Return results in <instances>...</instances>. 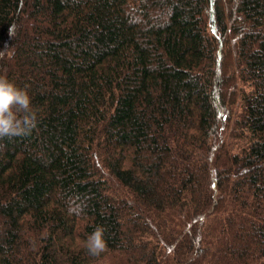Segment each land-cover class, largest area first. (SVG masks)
Wrapping results in <instances>:
<instances>
[{"label":"trees","instance_id":"obj_1","mask_svg":"<svg viewBox=\"0 0 264 264\" xmlns=\"http://www.w3.org/2000/svg\"><path fill=\"white\" fill-rule=\"evenodd\" d=\"M0 75V264H264V0H0Z\"/></svg>","mask_w":264,"mask_h":264},{"label":"clouds","instance_id":"obj_2","mask_svg":"<svg viewBox=\"0 0 264 264\" xmlns=\"http://www.w3.org/2000/svg\"><path fill=\"white\" fill-rule=\"evenodd\" d=\"M36 127L37 113L31 106L27 90L0 75V139L27 136ZM104 231L103 226H97L88 236L86 249L89 255L99 257L106 251Z\"/></svg>","mask_w":264,"mask_h":264}]
</instances>
